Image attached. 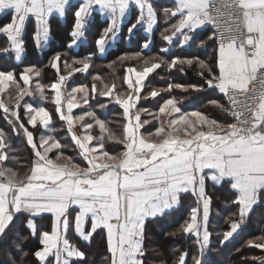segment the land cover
I'll return each instance as SVG.
<instances>
[{
  "label": "snow or ice",
  "instance_id": "snow-or-ice-1",
  "mask_svg": "<svg viewBox=\"0 0 264 264\" xmlns=\"http://www.w3.org/2000/svg\"><path fill=\"white\" fill-rule=\"evenodd\" d=\"M133 7L138 9V15L127 28L129 37L138 26L147 25L146 30L150 32L158 19L152 0H76L75 3L73 0H0V15L11 13L8 22L0 24V35L8 40L6 46L0 47V55L12 52L20 60L30 18L35 21L33 42L38 48L45 47L52 38L50 17L54 13L63 17L69 10L74 20L69 47L86 39L85 32L94 11L107 14L110 23L95 41L99 53L103 54L116 40ZM164 14L178 18L161 33L168 44L174 38L178 39V47L191 46L193 42L197 47H205L211 42L216 45L215 62L210 64L197 56L175 57L170 61L149 57L143 59L142 70L127 68L126 92L117 91L115 83L109 84L99 75L93 77L99 85L93 82L90 87L81 85L65 92L62 89L67 88L69 76L72 72H87L92 56L74 59L72 63L82 68H74L68 75L59 74L62 54L55 53L51 58V67L59 74L50 84L55 93L54 110L67 123L70 132L74 120L82 122L84 135L73 132L71 139L77 154L87 162L85 167L64 155L63 149L68 145L61 144L51 134L37 135L34 131L41 126L49 132L55 131L50 128L52 112L40 105H22L25 96L39 94L42 100L47 99L46 85L37 82L34 88L30 86L29 73L35 69L25 68L19 79L14 71L0 70V93L10 86L16 93L14 107L0 100V109L8 118L12 133L23 135L32 152L29 174L20 177L17 171L5 166L15 157L9 156V133L0 128V242L7 241L15 227L14 220L22 215L30 234L40 236L43 247L33 253L40 264H49V257L54 258L51 264H83L85 253L69 241V230H74L86 242L98 231H106L110 264H144L146 222L170 214L179 208L182 196L190 193L197 198L198 206L191 209L189 219L167 235L193 234L198 240L193 264H210L205 257L211 251L212 197L207 193L206 181L216 185L228 182L237 193L233 201L238 206L234 214L237 218L229 217V230L223 232L221 243L237 234L254 207L264 203V0H176L174 8L165 9ZM207 25H212L213 30L206 39L198 40ZM149 46L150 40L142 45ZM141 55L126 54L120 59H139ZM63 63L65 68H72L67 60ZM162 64L181 72L185 67L196 66L204 84H170L167 89H150L143 94L148 77ZM36 75L40 72L36 71ZM21 81L29 87H22ZM173 89L186 92L218 89L227 103L217 100L209 103L233 117L234 122L219 121L200 110L185 112L172 97L164 100L157 113L138 107L141 100L154 99L162 91ZM78 93L110 97L123 109L126 124L120 138L95 110L73 117V109L81 106L75 95ZM81 99L87 104L89 96ZM100 107L106 105L102 103ZM142 113L157 121L156 130L148 133L160 138L157 142H149L141 133L151 122L142 120ZM86 117L90 121L84 124ZM96 127L99 135L92 134ZM104 133L109 140L122 144L125 151L110 154L105 149ZM205 170L213 171L209 175ZM45 213L52 215L54 223L50 230L38 232L36 218ZM260 241L249 240L248 244L264 249V237ZM14 247L22 256L28 255L19 244ZM186 258L187 253H182L178 264H186ZM252 259L264 264V258Z\"/></svg>",
  "mask_w": 264,
  "mask_h": 264
},
{
  "label": "trees",
  "instance_id": "trees-1",
  "mask_svg": "<svg viewBox=\"0 0 264 264\" xmlns=\"http://www.w3.org/2000/svg\"><path fill=\"white\" fill-rule=\"evenodd\" d=\"M136 15L137 12L134 11L123 27L121 39L105 57L99 55L95 41L102 30L108 26L109 21L102 19L99 13L94 14L93 20L86 29L88 42L81 44L77 49L69 47L72 39L70 31L74 22L71 10L66 12L64 20L56 15L50 18L52 39L44 49L38 48L33 42L32 32L35 21L34 18H30L24 36L26 53L23 60L18 62L11 52L7 55H0V70L14 71L19 79V75L25 68L33 67L35 69L32 72L34 76L32 78L33 88L37 82L46 85L44 94H46L47 99H50L51 91L49 90V84L58 78L56 70L50 64L53 55L55 53L62 54L61 73L65 74L78 65L72 63L74 59H83L93 54L91 60L92 66L88 74L85 76L75 75V79L71 83L85 84L89 85V87L93 82L99 85V81H93V77L99 75L105 82L109 84L115 83L117 85V91L122 93L126 92L127 85L124 82V74L128 66H136L139 69H143L145 66L143 59L156 56L168 61L167 55L161 51V46L157 42L156 35L154 36L155 41L152 49L149 52L142 47L143 43L147 40V36L141 29H137L135 36L127 41V28ZM10 16L11 13L0 15V24L7 23ZM7 44V37L0 35V47H4ZM135 53H141L142 55L139 59H120V57L126 54L131 56ZM65 60L72 66L71 69L65 68L63 63ZM168 70L169 68L162 64L161 68L151 74L146 81L147 87L143 94H146L150 89H167L171 83L176 82L175 80L180 83L191 82V76L188 73L187 75L185 73L179 78L172 79L173 75ZM36 71L40 72L39 76L36 75ZM20 83L21 85L23 84L22 81ZM15 94V89L10 86L6 90V93L3 94V99L10 105L11 102L15 101ZM172 94H174L173 91H162L161 95L154 99L142 100V108L148 109L152 113H157L164 100L172 97ZM38 96L39 94L35 96L37 101L39 100ZM216 96L210 95L206 91L201 92L199 100L197 98L190 100L195 108L204 111L208 115H212L214 106L209 102L215 100ZM94 98L96 99H94L96 101L94 102V109L97 115L105 119L110 130L115 133L117 138H120L125 124L122 109L110 97L94 95ZM219 100L221 104L227 103L226 97L221 96ZM102 103L106 107L101 108L100 104ZM187 107H191V104L188 103ZM217 112H219L217 115L219 121H232L230 115L223 112V114H220V111ZM104 115L108 116L104 118ZM144 116L145 119L153 120L151 116L146 114ZM153 123H155V120H153ZM0 128L4 129L6 133H9L8 139L11 148L9 156L15 157V160H10L5 166L17 171L20 177H24L26 174H29L32 152L30 146L26 144L23 135H15L12 133L8 118H6L2 109H0ZM109 145H112L110 150L116 152L115 154H120L124 148L122 144L117 143L115 140H110ZM207 192L213 199V212L209 226L212 234L211 251L207 253L205 258L209 260L210 264H261V260H254L252 258H264V249L249 246L248 241L253 240L259 243L261 242L260 238L264 237V203H259L255 206L253 212L246 219L244 227L238 234L228 242L221 243L223 232L229 230V217H232V219L237 218L234 214L237 213L238 206L233 203L236 195L229 184L226 183L217 186L208 182ZM195 206H197L196 198L190 193L184 194L179 208L172 210L170 214H166L163 217L149 219L146 222L145 254L142 258L144 264H178L179 257L182 253H187L186 264H193L192 257L198 252L197 238L192 234L180 233L176 236H169L167 233L176 231L185 220L189 219L191 209ZM48 220V218L44 219L47 230L50 229ZM14 224L15 227L9 233L7 241L0 242V264H13V262L15 264H40L33 255L36 250L42 247L40 244V236H32L30 234L29 230L25 227V217L22 215H19L14 220ZM73 240L76 246L85 253L83 264H110L111 253L108 250L105 231H98V234H95L90 242H84L75 236ZM15 244H19L21 250L27 252L28 255L22 256L21 251H18L14 247ZM9 254H11V259L9 258Z\"/></svg>",
  "mask_w": 264,
  "mask_h": 264
},
{
  "label": "crops",
  "instance_id": "crops-1",
  "mask_svg": "<svg viewBox=\"0 0 264 264\" xmlns=\"http://www.w3.org/2000/svg\"><path fill=\"white\" fill-rule=\"evenodd\" d=\"M73 2H76V0H73ZM152 2L154 4L155 9H156V12H157V17H158L157 23L153 26V28H152V30L150 32L146 30L147 29V25L138 26V29H141L144 32V34L147 36V40L146 41H149L150 40V46L148 48H145V50H147L148 52L151 51L152 46H153L154 41H155L154 36L156 35L157 36V42L161 46V51H162V49H165V48L168 49L167 52L162 51V53H165L167 55V60L168 61H170L171 59H173L175 57L191 58L193 56H197L200 59L206 60L210 64H212V63L215 62L216 56H217V53L215 51L216 45L213 44V43H211V42H209V44L207 46H205V47H197L195 42H193L191 46L178 47L177 46L178 39L177 38H174L172 44L171 45L168 44V42L163 39L161 33L164 31L165 28H168L172 23H175L178 18L177 17H168V16H165L164 10L165 9H168V8H174V6L176 4V0H152ZM134 11H136L137 12V15H138V9H136L135 7H133V9L129 12V14L127 15L126 19L122 23V25L120 27V31L118 33V36H117L116 40L114 42L110 43L107 46L106 51L103 54L99 53V51H98V53H99L100 56L105 57L108 54V52L112 48H114L116 46L117 42L122 37L124 25L130 19L131 15H132V13ZM95 13H99L101 15L102 19H106L110 23V20H109L107 14H102L99 10H96V11L93 12V18H94V14ZM55 15L56 16H59L62 20H64L65 19V16H66V14H65V16L61 17L58 13H54L53 14V16H55ZM93 18L91 19V21L93 20ZM89 24H88V26H89ZM88 26H87V28H88ZM212 30L213 29H212L211 25H207L206 28H205V30H203V31L200 32V34L197 37V39L198 40H204V39H206V37L211 33ZM135 31L136 30H134V34L131 37L135 36ZM164 34L167 35V34H170V33H164ZM85 36H86V39H81L80 41H78V44L77 45L72 46V47H74L75 49H77L78 47H80L81 44L87 43L88 42V39H87L86 32H85ZM131 37H129V34H128L127 41H129L131 39ZM50 40L48 41V44H49ZM48 44L45 47L40 48V49L46 48L48 46ZM97 48H98V46H97ZM25 53H26V50H24V52H23V54H22V56H21V58H20V60L18 62H20V61L23 60V58L25 56ZM12 54H14V53H12ZM89 56H92V58H93V54H91ZM14 57H15V54H14ZM91 66H92V62L90 64V67L87 70V72H84V71L72 72V70H69L68 72H66L65 74H63V75H68L69 72H72V74L69 76V79L67 81V88L66 89H62V91L70 92L71 91V88H73V87L85 85V84H76V83H71V82H73V80L75 79V75H80V76L87 75L88 72H89V70H90V68H91ZM128 67H135L138 71L139 70H142V69L137 68L136 66H128ZM75 68H82V65H79L78 64ZM127 68H126V72L124 74V82H125V84H126L125 77L128 75ZM168 71L170 72V74L173 75V78L172 79H174V78L176 79V77L179 78V77H181L185 73H186V75L188 73V75L191 76V82L190 83H180L179 81L175 80L176 82L171 83V85H176V84H181V85H193V84L203 85L204 84V79L198 74V71H197L196 66H193L191 68L185 67L183 72H181V71H179L177 69H170V68H169ZM59 74H62L61 73V66H60V72H59ZM132 75L134 77V73ZM30 80H31V85L30 86L33 87V81H32V78L31 77H30ZM53 82H55V80H53L51 83H53ZM50 84H49V90L51 91V98L50 99L42 100L40 98V96H38V99L39 100L37 101L36 98L33 97V96H25L24 99H23V101H22V105H26V104H33V106L40 105V106H44L46 109H48L50 112H52V123L50 125V128L51 129H54L55 131L49 132L48 130L43 129L42 126L41 127H38L34 131H36L37 135H39L41 132L44 135L51 134L56 139H59L60 142H61V144L68 145V147H66V148L63 149L64 155L67 156V157H71L72 160H73V162L80 164L82 167H85V166H87V162L86 161H83L81 159V157L77 154L78 149L74 146V142L71 139V136H72L73 132L77 136H81L82 137L84 135V128H83L82 122H80L78 120H74L72 132H70L68 130L67 123L65 121L59 119V114L56 113L55 110H54V107H55L54 106L55 93L50 88ZM21 86L22 87H29V85H24V84H22ZM172 91L174 93V94H172V98H175L178 101V106H180L183 111H185V112H191V111H195V110H200V109L195 108L193 106V103H192V101L190 99H193L194 100L195 98H197V100H199V96L201 95V92H195V91H187L186 92V91H183L182 89H173ZM206 91H208L210 93V95H214V96L217 95L216 98H215V100H217L219 102H220L219 98L221 96H223L225 98V96L222 93H220L218 89H206L203 92H206ZM4 93H6V91ZM4 93H0V100H3L6 104H8V102H6L3 99L4 98L3 97V94ZM75 95H76L77 101L80 103L81 106L78 107V108H74L73 109V112H72L73 117H76V116H79V115L83 114V112L86 111V110H95L94 109V102H96L95 101L96 99L94 98V95L92 96L90 93H78V94H75ZM85 95H88L89 96V101H88L87 104H85L83 102V100L81 99V97L82 96H85ZM45 96H46V94H45ZM141 102H142V100H141ZM141 102L138 105V107H140V108H142V103ZM12 103H13V106H12ZM14 103H15V101L14 102H11L10 105L8 104L10 106V108H13L14 107ZM188 103L191 104V107H187L188 106ZM213 110H214V112L210 116H212V117H214V118H216V119L219 120V118L217 117V115L219 114V112H217V111H220V110L217 109L216 107H213ZM20 111H21V115L23 116V111H24L23 107L21 108ZM200 111H202V110H200ZM122 112H123V109H122ZM202 112H204V111H202ZM220 114H223V113L220 111ZM107 116L108 115H104L103 117L106 118ZM123 116H124V114H123ZM141 118H142V120L145 119L144 113H142V117ZM88 119H90V118L86 117L85 118V121L83 123L86 124L87 122H89ZM124 119H125V117H124ZM153 120H150L151 122L149 124H146L141 129V133H143L146 136V138L149 140V142H157L160 139V138L155 137V136H148V133L154 132L156 130V128L158 127L157 121L155 120V123H153ZM125 124H126V119H125ZM107 126H108V124H107ZM92 134L93 135H99L100 134L98 127L94 128L92 130ZM104 135H105V149L108 150L109 153L112 154V155H119V153L118 154H115L116 152H112L110 150V148H112V145H109V141L110 140L107 138V135L108 134L107 133H104ZM94 143H95V141H94ZM123 151H125V148H123V150L121 151L120 154H122ZM54 154H55V150H54ZM61 162L67 163V161H65V160H62ZM212 171L213 170H205V173L210 175L212 173ZM208 182H210L212 185H216L211 180H208V181H206V190H207V183ZM225 183L226 184H229L228 182H222L220 185H217V186H221V185H223ZM233 191L235 192V195L237 196L236 191L235 190H233ZM208 195H210V194L208 193ZM236 196H235V199H236ZM196 200H197V198H196ZM197 206H195V207H197ZM212 212H213V199H212L211 208H210L209 226H210V219H211ZM45 218H48L49 219L48 220V223L50 225V228L52 227V225L54 223V218L52 217L51 214L45 213L41 217H37L36 218L37 227L39 228L38 230H41V229L42 230H47L46 229V223H44V219ZM245 222L242 225L241 229L244 227ZM241 229L238 231V233L241 231ZM48 230H50V229H48ZM209 232L211 233L210 228H209ZM235 235L236 234H234V236ZM74 236L75 237H79L74 232V230H69V232L67 234V238L69 239V241L72 244H74L76 246L75 241L73 240V237ZM79 239H81V238L79 237ZM84 242H86V241H84ZM211 242H212V238L210 239V245H211ZM53 259H54L53 257H49V264H51V261Z\"/></svg>",
  "mask_w": 264,
  "mask_h": 264
},
{
  "label": "rangeland",
  "instance_id": "rangeland-1",
  "mask_svg": "<svg viewBox=\"0 0 264 264\" xmlns=\"http://www.w3.org/2000/svg\"><path fill=\"white\" fill-rule=\"evenodd\" d=\"M29 75H30L31 78H34V76L32 75V73H29ZM179 100H180V99H179ZM182 101H183V100H182Z\"/></svg>",
  "mask_w": 264,
  "mask_h": 264
},
{
  "label": "built area",
  "instance_id": "built-area-1",
  "mask_svg": "<svg viewBox=\"0 0 264 264\" xmlns=\"http://www.w3.org/2000/svg\"><path fill=\"white\" fill-rule=\"evenodd\" d=\"M211 27H212V29H213V26L211 25ZM242 99V98H241ZM232 118V121L231 122H234V118L233 117H231Z\"/></svg>",
  "mask_w": 264,
  "mask_h": 264
},
{
  "label": "bare ground",
  "instance_id": "bare-ground-1",
  "mask_svg": "<svg viewBox=\"0 0 264 264\" xmlns=\"http://www.w3.org/2000/svg\"><path fill=\"white\" fill-rule=\"evenodd\" d=\"M232 119V118H231Z\"/></svg>",
  "mask_w": 264,
  "mask_h": 264
}]
</instances>
